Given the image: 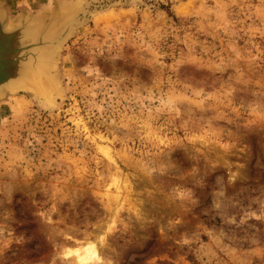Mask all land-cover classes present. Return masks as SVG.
Masks as SVG:
<instances>
[{
	"label": "rangeland",
	"instance_id": "rangeland-1",
	"mask_svg": "<svg viewBox=\"0 0 264 264\" xmlns=\"http://www.w3.org/2000/svg\"><path fill=\"white\" fill-rule=\"evenodd\" d=\"M0 4L67 31L0 96V264H264V0Z\"/></svg>",
	"mask_w": 264,
	"mask_h": 264
},
{
	"label": "water",
	"instance_id": "water-1",
	"mask_svg": "<svg viewBox=\"0 0 264 264\" xmlns=\"http://www.w3.org/2000/svg\"><path fill=\"white\" fill-rule=\"evenodd\" d=\"M39 32V20L20 17L13 25H7L6 12L3 7L0 10V96L6 91L12 92L8 84L13 80V85L22 86L19 89L43 91L42 82L48 74L47 67L52 54L47 48L50 45L58 46L66 37L67 31L53 43L40 40L42 34ZM22 71L28 73L25 78L20 76Z\"/></svg>",
	"mask_w": 264,
	"mask_h": 264
},
{
	"label": "bare ground",
	"instance_id": "bare-ground-1",
	"mask_svg": "<svg viewBox=\"0 0 264 264\" xmlns=\"http://www.w3.org/2000/svg\"><path fill=\"white\" fill-rule=\"evenodd\" d=\"M22 72H23V71H22ZM22 72H21L20 76L24 78V75H26V74H25L24 72H23V73H22ZM20 81H21V80H20ZM16 82H19V80H17ZM12 83L14 84V83H15V80H13V82H10V84H12ZM10 84H8V85H9L8 87H10ZM13 84H12V86H16V85H13ZM21 87H22V86H19V87H17V88H21ZM93 255H96V249L93 251ZM89 258H90V257H89ZM84 261H86V259H84ZM84 261H83V262H84ZM83 262H81V263H83ZM84 263H85V262H84Z\"/></svg>",
	"mask_w": 264,
	"mask_h": 264
}]
</instances>
